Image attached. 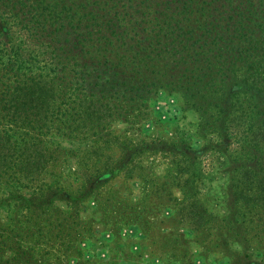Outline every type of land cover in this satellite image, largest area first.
I'll list each match as a JSON object with an SVG mask.
<instances>
[{"label":"trees","instance_id":"obj_1","mask_svg":"<svg viewBox=\"0 0 264 264\" xmlns=\"http://www.w3.org/2000/svg\"><path fill=\"white\" fill-rule=\"evenodd\" d=\"M13 23L48 48L45 64L13 42ZM0 38V264L80 259L90 228L79 213L93 193L134 175L151 144L135 136L158 93L192 109L202 135L205 109L216 108L223 129L238 97L264 125V0H0ZM237 166L264 189L254 164ZM190 198L187 216L201 228L207 210Z\"/></svg>","mask_w":264,"mask_h":264},{"label":"rangeland","instance_id":"obj_2","mask_svg":"<svg viewBox=\"0 0 264 264\" xmlns=\"http://www.w3.org/2000/svg\"><path fill=\"white\" fill-rule=\"evenodd\" d=\"M15 25L9 29L13 42L23 45L35 63L45 64L42 52L48 48ZM3 46L8 44L0 38ZM148 105L150 120L135 137L138 143L151 142L149 150L137 155L131 178H118L88 198L79 214L90 230L79 243L80 259L69 262L264 264V189L250 181V172L237 166L248 160L264 177V125L255 120L251 102L238 97L234 103L238 109L228 114L223 129L213 119L216 108L205 109L202 126L208 131L203 135L201 130L198 133L195 112L181 109L174 93L160 92ZM122 128L119 122L109 125L114 134H121ZM61 145L70 147L66 142ZM187 148L196 152L193 164ZM113 151L110 158L117 159L118 148ZM67 162L80 176L75 158ZM189 179H195V194L188 192ZM188 198L207 210L208 222L201 228L187 216Z\"/></svg>","mask_w":264,"mask_h":264}]
</instances>
